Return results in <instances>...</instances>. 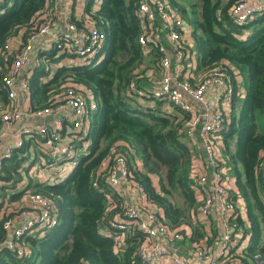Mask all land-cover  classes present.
I'll return each instance as SVG.
<instances>
[{
    "label": "trees",
    "instance_id": "1",
    "mask_svg": "<svg viewBox=\"0 0 264 264\" xmlns=\"http://www.w3.org/2000/svg\"><path fill=\"white\" fill-rule=\"evenodd\" d=\"M140 1L88 0L82 17L75 15L74 6L69 19L81 26L87 18L106 33L102 60L58 65L72 56L55 49L40 53L42 59L29 84L33 109L49 105L52 96L65 90L68 77L92 92L99 109L92 120L88 152L65 181H40L31 164L23 166L27 146L4 161L0 171V264H143L139 248L145 234L132 226L111 225L124 219L128 199L103 174L99 185L93 184L98 169L113 157L117 143L122 145L131 178L143 185L148 202L162 212V220L179 229V239L189 238L196 248L212 243L198 216L202 200L193 161L201 147L193 146L188 132L191 113L167 99L139 97L128 90L132 80L142 87L149 80L147 70L159 71L162 58L159 49L146 53L139 42L141 26L136 12ZM172 1L192 25L198 69L222 66L235 85L229 127L218 132L223 141L219 150L222 165L238 187L237 192L230 190V198L245 204L247 216L237 207L244 245L237 242L226 263L264 264V11L251 21L238 23L231 13L238 0H196L191 4L200 6V16L190 20L179 2ZM54 5L55 0L0 1V132L1 114L9 103L4 77L13 59L5 54L4 46L15 36L25 38L36 31L44 21L43 14ZM53 65V76L44 81ZM238 75L243 78L242 91ZM35 191L54 199L57 225L27 233L22 240L27 251L20 256L5 245L9 232L4 223L13 213L2 215L1 209L6 201L12 203Z\"/></svg>",
    "mask_w": 264,
    "mask_h": 264
},
{
    "label": "built area",
    "instance_id": "2",
    "mask_svg": "<svg viewBox=\"0 0 264 264\" xmlns=\"http://www.w3.org/2000/svg\"><path fill=\"white\" fill-rule=\"evenodd\" d=\"M69 1L72 11L75 6V15L82 17L88 0ZM263 11L264 0H238L231 8L238 23L251 21ZM57 14L54 5V9L50 8L43 14L44 21L36 31L29 32L25 38L15 36L4 46L5 54L11 55L13 59L4 77L9 103L1 114L0 132V171L6 159L27 146L23 155L32 159H26L23 166L25 163L31 164L34 175L40 181L54 184L65 181L80 163L83 150L89 144L92 120L99 109V102L89 89L81 88L80 84L68 77L65 90L52 96L49 105L33 109L29 84L35 65L42 59L40 53L52 49L72 56L63 59L58 65L89 64L95 59L104 58L106 45V33L87 18L78 26L69 19L70 16L61 23ZM136 14L141 26L138 37L140 44L146 53L159 49L162 58L158 63L159 71L151 67L147 70L149 80L142 87L132 80L128 90L139 97L167 99L182 111L191 113L187 126L192 135L195 126L200 125L204 153L200 152L196 160L198 163L205 156L209 164L199 169L198 173L194 170L199 183L197 191H205L200 212L209 214L215 206L214 196L209 193L213 182L220 216L231 231L222 238L218 256L209 258V262L225 264L228 261L226 256L237 244L236 239L233 240L232 231H238L244 236V227L236 213L237 204L230 198L228 183L220 173L223 165L218 132L227 129L231 121L234 82L222 66L207 71L198 69L199 58L192 49V25L172 0H141ZM33 59L36 60L35 65L31 64ZM50 67L48 70L51 73L43 78L44 81L53 76L56 66ZM238 78L239 75L237 81ZM113 149V157H108L107 165L98 169V177L93 184L98 186L99 175L103 174L112 187L122 194L124 179L133 183L141 196L138 204L129 202L126 205L123 220L112 222L111 225L118 228L132 226L145 234L139 248L143 264H196L172 252L164 243V238H181L179 229L170 227L162 220V212L155 204L148 202L143 185L131 178L122 145L117 143ZM209 172L214 173L213 180ZM57 210L51 196L37 191L26 193L20 209H14L13 216L4 223L9 232L5 245L23 256L27 251L22 241L24 236L34 228L57 225ZM208 253L209 250L204 246L197 248L199 259L210 257ZM226 264L240 263L231 261Z\"/></svg>",
    "mask_w": 264,
    "mask_h": 264
},
{
    "label": "crops",
    "instance_id": "3",
    "mask_svg": "<svg viewBox=\"0 0 264 264\" xmlns=\"http://www.w3.org/2000/svg\"><path fill=\"white\" fill-rule=\"evenodd\" d=\"M55 6L57 7V10L59 12L58 17H59L60 22L64 23L65 21H67V18L70 16V14L72 12L70 1L69 0H58L55 3ZM238 79H239V81H241L240 84L242 87L240 88V90L242 91V90H244V87L242 84L243 78H242V76L239 75ZM13 131H14V129H12V132ZM200 147H201V151H202L203 150V142H201L199 144V148ZM201 153L203 154V152H201ZM207 161H208V159L204 156V158L201 159L197 163L198 169L208 167L209 164L207 163ZM209 173H210V179L212 178V180H213L214 173L213 172H209ZM220 173L222 175V178L227 181L229 190L237 192L238 187L236 185V181L233 178V176L229 173L228 169L223 166L220 170ZM121 190H122V195L125 198H127L130 203L138 204V202H140L139 198H140L141 194L138 192V190L135 188V186H133L130 182L123 179ZM210 191L211 192H209V193L214 196L215 206L210 211L207 218H203V216L201 215V212L198 215V216H200L202 223L205 225V227L208 231V236L210 235L212 237V243L206 242L205 244H203V246L205 248H207V250H209L208 254L210 257L204 256V257L199 259L197 257V248L195 247L196 246L195 242H193V244L191 245L192 242L187 237L185 239L183 238L182 240L181 239H178V240H170L169 239L168 240L166 238L163 239L164 243L169 247V249L172 252H176L177 254L182 255L186 260H189L190 262H195L196 264H210L209 258H216L218 256L217 253L219 251V246H220V243L222 241V238L224 237V235L227 232L231 231V229H229L225 225L224 220L220 216V212L218 209L219 201H218L217 196L214 192L213 182H212V189L210 188ZM198 193H199V198L203 201V197L205 196V191L202 190L201 192H198ZM202 201H201V204H202ZM236 204H237V207L241 206L240 205L241 203H239V201H237ZM241 209H242L241 214L243 213V217L246 218L247 215H246L245 204L241 206ZM188 232H189L188 237H191V234H192L191 229H188ZM232 234H234L236 242H239L241 240V244L244 245L243 239H242L243 235H241L240 233L235 234L234 231H232ZM244 243H245V241H244Z\"/></svg>",
    "mask_w": 264,
    "mask_h": 264
},
{
    "label": "rangeland",
    "instance_id": "4",
    "mask_svg": "<svg viewBox=\"0 0 264 264\" xmlns=\"http://www.w3.org/2000/svg\"><path fill=\"white\" fill-rule=\"evenodd\" d=\"M178 2H179V5H180V7L181 8H184L186 11H187V17L190 19V20H194L195 18H198L199 16H200V6L199 5H192L191 3H197V1L196 0H177ZM57 2V1H56ZM55 2V3H56ZM51 9H54V6L53 7H51ZM55 12H56V10H55ZM58 14H59V12H58ZM57 14V15H58ZM56 15V16H57ZM31 64L32 65H35L36 64V60L35 59H33L32 61H31ZM55 68L56 67H54V70H55ZM44 78V77H43ZM236 110L237 111H239V102H237V104H236ZM190 138H191V140H192V142H193V146L194 147H198L199 146V144L201 143V142H203V136L201 135V132H200V125L198 124V125H196L195 126V130H194V134L192 135V133L190 134ZM190 145H191V142L189 143ZM221 145H223V141L220 139V141H219V146H221ZM83 152L85 153V152H88V149H84L83 150ZM201 152H203L204 153V142H203V150L201 151ZM32 159V158H31ZM30 158H29V156H28V158H27V160H31ZM193 163H194V170H195V172H199V169H198V167H197V160L195 161H193ZM75 169V168H74ZM73 169V170H74ZM73 172V171H72ZM71 172V173H72ZM123 196V195H122ZM23 197H24V195H20L18 198H16V200L15 201H13L12 203H11V201H6L5 202V204L3 205V207H2V209H1V212H2V215H4L5 213H11L14 209L15 210H18V209H20V204H21V202L23 201ZM9 200V199H8ZM204 201V200H203ZM201 215L203 216V218H207V216H208V213L207 214H202V212H201ZM176 240V239H175Z\"/></svg>",
    "mask_w": 264,
    "mask_h": 264
}]
</instances>
